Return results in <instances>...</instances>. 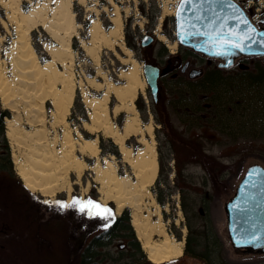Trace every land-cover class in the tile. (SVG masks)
Here are the masks:
<instances>
[{
    "label": "rangeland",
    "instance_id": "1",
    "mask_svg": "<svg viewBox=\"0 0 264 264\" xmlns=\"http://www.w3.org/2000/svg\"><path fill=\"white\" fill-rule=\"evenodd\" d=\"M20 8L22 11L28 12L34 9H40L46 12L49 16L46 23L52 28L56 27V22L53 18V10L56 6L64 5L69 7L71 12L74 13L75 27L70 31V35L61 34L60 36L67 40L68 37L71 41V53H66L63 44L59 39L51 37L46 30L41 26H36L29 31V43L36 52L38 59L41 63L52 62L55 63L57 68L63 71L66 75L73 73L76 88L73 103L70 107L69 113L66 115V119L69 124V128L72 131L73 137L80 143L84 140L93 141L99 149L98 158L102 165L104 159L112 161L119 175H125L130 173V167L122 161V155L115 142L103 135L101 132L94 130H87L85 124H91L89 118V110L83 103L82 95L87 93L92 98H102L108 93V107L110 110V117L112 122L119 128H122L126 117L129 113L125 109H120L118 112L113 113L114 107H120V102L116 98L114 92L110 89L113 85L119 88L123 94L126 95L124 103H130L133 97L135 109L139 114L142 125H146L149 122L154 125L155 149L157 152L158 160V175L150 187L151 192L159 206L162 221L165 223L170 235H172L175 241H182V255L165 264H195L196 261H188L184 258L185 246L187 236L189 234L188 218L183 210L182 206V186H179L177 181L183 186L186 184L182 179L177 177V165L179 160L183 158L181 151H186L185 148L180 145H184L188 141V137H178L172 133V130H177L180 127L176 120L168 122V120H156L153 113H149L148 107L144 102L143 96L150 100L148 95V84L142 87L137 84V73L134 61L138 62L141 66L140 75L144 77L143 65L144 61L140 57V53L137 49V39L144 36V33L154 35L156 32L157 42L155 47L150 48L148 55L153 57L157 53L158 49L163 47L168 56H172L170 50L176 51L173 48V44L178 43L176 41V10L181 0H20ZM240 4L250 15L252 21L256 23L258 20L264 19V0H234ZM116 7L119 10L120 17L123 22L122 37L110 38L113 43L112 46L105 44L102 39H96L93 41L89 35L90 28L95 21H99L103 30L108 31L112 29L113 23L111 18L115 16ZM7 10L0 5V20L6 19ZM159 36H164L165 40H161ZM16 39V33L11 27L9 34L2 28L0 24V63L4 64L7 70V75L10 79L15 77V72L10 64V59L7 57L11 55V48L14 46ZM61 39V38H60ZM81 43H85V48L81 46ZM156 45H158L156 47ZM169 45V47L167 46ZM176 46V47H177ZM60 48V49H57ZM124 48H127L131 53H127ZM62 50V54L56 52ZM154 50V51H153ZM217 62V61H216ZM215 61H208L209 69L216 68ZM260 63L264 67V58L257 57H241L239 58L232 68L225 69L224 73L236 74L243 69L252 70L256 64ZM223 70V69H221ZM146 80V79H145ZM92 81L97 85L92 84ZM49 86L45 87V90L49 91ZM22 92V91H20ZM28 94L31 96H37L35 91H30ZM23 94H20L18 90L13 93L11 102L18 106V114L10 111L2 104L0 98V105L3 110L9 111V117H6L5 122V134L8 141V147L10 151V157L13 165L15 175L22 181L25 188L33 194L28 196L29 201H36L41 204V213L44 215V219L50 216V212L47 209L54 206L53 202L69 203L74 198L87 199L88 197L95 198L103 205L108 203L114 204L116 215H121L123 210L128 209L130 215L131 209L124 207L119 210L117 202L111 198H107L104 193L101 192V185L95 178L93 167L96 164L95 159H91L76 151V156L85 164L82 168V175L80 178L75 173H71L69 176V183L60 189L52 198L48 196H42L38 192H33L26 187L23 180L20 178L17 172V164L14 161V156L17 158V163L23 164L25 167L30 168L31 154L27 149L20 151L10 139L7 137V119L15 120L16 125L20 127L21 132L27 130L30 135L36 134V130L41 129L40 125L34 124L32 126L28 123V118L43 119L40 110L36 113L31 110L32 106L26 105L20 100ZM51 98L45 101L44 112L45 120L47 121V129L49 132L50 140L55 137L53 129V123L55 121L52 116L54 107L51 104ZM242 97L236 95V101L240 103ZM38 108L39 106L36 105ZM241 121V118L239 122ZM178 126V127H177ZM237 126V118H236ZM57 133L62 139L63 127H56ZM24 131V132H27ZM238 131V127L236 128ZM77 133L79 136H77ZM27 134V133H26ZM26 134H23V140H29ZM262 135V133H261ZM150 140L149 136H145ZM103 138V140H102ZM218 138V137H217ZM216 138V139H217ZM172 143L176 146L173 147ZM125 145L133 150L135 153L141 146L135 136H131L125 140ZM211 153L219 157L224 165H228L229 172L224 176L223 189L221 194L216 196V199L210 201L209 218L214 229L215 235L217 234L221 242V248L219 250L220 256L223 262L227 264H264V254L259 253H243L237 252L231 245L228 231H227V218L225 212V204L234 195L236 188L243 177L248 166L252 164H260L264 167V135L263 138L252 139L248 141L236 140L233 142L225 135L219 136L217 142L213 144ZM60 148V145H57ZM115 148L116 154L110 153L109 149ZM112 159V160H111ZM185 178L193 181L194 187H187L190 194L185 200L190 218V223L193 227L203 228L205 225L203 218L194 217V214L201 211L202 197L198 195L201 189V177H205V171L198 166L190 165L184 171ZM158 181V183H157ZM6 189H1V192ZM161 190V191H160ZM162 192L163 204L161 205L157 201L156 192ZM7 197L3 199L8 200L10 205L12 192H6ZM24 196V192L21 193ZM2 194L0 196L2 203ZM43 204L45 206H43ZM48 207V208H50ZM200 219V220H199ZM202 227V228H201ZM207 232V231H205ZM136 233V232H135ZM208 233V232H207ZM137 237V234H136ZM138 239V237H137ZM139 240V239H138ZM140 242V241H139ZM141 244V242H140ZM123 245V247H122ZM123 249L124 252H128L125 242L118 240L111 246L110 251L114 259L118 257V250ZM142 248V245H141ZM143 250V248H142ZM143 258H138L135 264H154L144 252ZM116 262H111L114 264ZM125 263L124 260L119 261L118 264Z\"/></svg>",
    "mask_w": 264,
    "mask_h": 264
},
{
    "label": "bare ground",
    "instance_id": "2",
    "mask_svg": "<svg viewBox=\"0 0 264 264\" xmlns=\"http://www.w3.org/2000/svg\"><path fill=\"white\" fill-rule=\"evenodd\" d=\"M20 2V0H0V5L7 10L6 19L0 20V24L8 34L11 27L16 33L15 45L11 48V55L7 56L15 77L10 79L6 67L0 63V98L7 109L19 116L18 106L11 102L12 98H16L12 97L13 93L18 90L20 94H23L20 100L29 106H32V103L39 106L37 108L33 105L31 110L34 113L40 110L44 117L38 120L35 117L28 118V123L32 126L36 124L42 127L36 130L34 135H30L27 130H24L27 132H21L15 120L7 119V137L20 151L27 149L32 155L30 168L21 163L18 164L14 156L18 175L28 189L52 198L69 183L71 173H75L78 178L81 177L85 164L76 156V151L95 159L94 179L100 183L101 192L105 194L106 200L111 198L117 202L120 211L124 207L131 209V223L148 259L154 264H165L179 258L182 255L183 242L175 241L170 235L150 189L158 175L157 152L153 140L154 125L151 122L142 125L133 102L135 93L130 99L131 102L126 104L124 103L126 95L119 88L110 86L109 90L114 92L120 102V107H114L113 113L120 109H125L129 113L121 129L112 122L110 117L108 93L102 98H92L87 93L82 95L91 120V124L86 123L84 127L87 130L101 132L115 142L122 155V161L130 167L131 177L129 174L119 175L115 164L110 160L104 159L105 165H102L98 158L99 149L93 141L84 140L80 143L73 137L66 115L74 100L76 88L74 75L73 73L66 75L50 61L41 63L29 43L30 29L41 26L51 37L59 39L66 53H71L70 38L63 39L60 32L70 35V31L75 27L74 13L69 7L58 4L53 10L56 27L52 28L46 23L49 17L46 12L40 9L22 11ZM111 22L114 27L108 31L103 30L99 21L92 24L89 35L93 41L102 39L105 44L112 46L110 38L122 37L123 22L117 7ZM160 39L164 41L165 37L160 36ZM81 46L85 48V43H81ZM176 46L177 44L174 43V47ZM124 50L131 53L127 48ZM56 52L62 54V50ZM134 64L137 84L144 87L146 80L140 75L141 66L136 61ZM92 84L97 85L94 81ZM46 86H49V91L45 90ZM30 91H35L37 96L28 94ZM48 98H51L52 101L49 100L54 107L52 116L55 119L53 129L56 134L53 141L49 137L44 112L45 101ZM59 126L63 127L64 131L62 139L56 130ZM23 134H26L29 140H23ZM77 136H79L78 133ZM131 136H135L142 146L135 153L125 145V140ZM145 136H149L150 140ZM57 145H60V148H57Z\"/></svg>",
    "mask_w": 264,
    "mask_h": 264
},
{
    "label": "trees",
    "instance_id": "3",
    "mask_svg": "<svg viewBox=\"0 0 264 264\" xmlns=\"http://www.w3.org/2000/svg\"><path fill=\"white\" fill-rule=\"evenodd\" d=\"M224 70L209 69L203 79L193 82V95L181 96L173 102L174 107H182L188 112L181 113L179 126L194 131V135L189 136L184 145H180L186 151H181L183 158L177 165V178L183 180L185 187L195 186L184 175L190 165L205 171V177H201L203 184L207 178H223L229 172V167L211 153L219 136L225 135L233 142L263 138L264 67L257 63L254 69H243L236 74L224 73ZM206 89L208 98L200 99L197 94ZM236 95L242 97L240 103L236 101ZM195 111L199 117L187 119L185 114L194 115ZM203 113L208 114L206 120L202 117ZM9 115V111L3 110L0 105V196L4 194V205L0 206V264H118L122 260L125 261L123 264H135L138 258H143L144 253L132 226L129 210L125 209L121 215H116L113 203L103 205L93 197L84 199H91L112 209L114 220L110 221L89 219L72 207L61 209L51 205L47 207L51 214L44 219L41 204L28 200L27 197L33 194L14 173L5 134L4 120ZM109 152L117 153L115 148H110ZM222 166L225 172L220 176ZM1 189L6 190L1 192ZM160 191L156 194L157 201L162 205ZM6 192L14 194L10 205L7 199H3L7 197ZM53 204L55 206L57 201ZM182 206L189 221L184 252L186 260L196 261L195 264H227L219 253L221 242L214 233L208 204L203 202L201 211L194 214V217L203 218L205 225L202 229L190 223L189 209L184 199ZM109 223L111 226L105 227ZM118 240H123L129 251L124 252L120 248L118 257L114 259L110 248Z\"/></svg>",
    "mask_w": 264,
    "mask_h": 264
},
{
    "label": "water",
    "instance_id": "4",
    "mask_svg": "<svg viewBox=\"0 0 264 264\" xmlns=\"http://www.w3.org/2000/svg\"><path fill=\"white\" fill-rule=\"evenodd\" d=\"M197 16L200 17L199 20L196 19ZM237 17H243L248 23H240ZM225 18H228L226 24ZM189 22L194 24L200 32L213 35L220 32L221 25H224L225 30L235 31L237 36L221 35L217 39H212L209 35H188L186 32L190 30ZM182 23L185 25L184 29L180 27ZM260 23H264V19ZM249 27L255 29L251 39L240 41L238 37L246 36ZM225 38L230 42L240 43L242 50L226 44L220 45L218 40ZM176 40L180 45L198 54L217 60L218 66L223 69L233 67L241 57L264 58V28H259L253 23L247 11L234 0L203 4L201 0H191L190 3L182 6L180 1L176 10ZM217 52L226 54H215ZM143 71L148 87L156 96L159 69L151 64H144ZM200 72L201 70H193V76ZM253 169H256L257 173L250 175ZM225 212L232 247L237 252L264 254V167L262 165L252 164L247 167L234 195L225 204ZM238 238L243 239V242L237 243Z\"/></svg>",
    "mask_w": 264,
    "mask_h": 264
},
{
    "label": "flooded vegetation",
    "instance_id": "5",
    "mask_svg": "<svg viewBox=\"0 0 264 264\" xmlns=\"http://www.w3.org/2000/svg\"><path fill=\"white\" fill-rule=\"evenodd\" d=\"M261 20H258L255 24L259 28H264V23H260ZM155 35L156 32H154V35L144 33L143 37L137 39V49L140 53V57L145 62L144 64H151L159 69V76L157 80L158 90L156 96L153 95L152 90L148 87V95L150 97V100L147 102L146 106L148 107L149 113L152 112L157 121L168 120V122H171L173 120H176L177 122H180V115H182L181 113H183V111H187H185L182 107H174L173 102L178 100L181 96L193 95L195 93L191 88L193 82L205 77L209 70L208 61L216 62V60L198 54L192 49L180 44L175 47L176 51L170 50L172 56H168L165 49L161 47L153 57H150L148 55V51L151 52L150 48L155 47L154 45L157 42V37ZM157 46L158 45H156V47ZM167 46L169 47V45ZM216 63L219 62L217 61ZM186 64L188 65L186 66ZM216 68L222 69L218 66V64ZM193 70H201V72L200 74L193 76ZM197 96L200 99H207L209 96V92L206 89L205 91L198 93ZM205 107L206 109H208V103L205 104ZM185 116L187 117V119L192 120L193 118L197 119L199 117V114L195 111L194 115L185 114ZM202 117L206 120L208 118V114L203 113ZM172 133L178 137H189L194 135L193 130H185L183 126L178 127L177 130L173 129ZM203 133H205V131H203ZM205 134L211 136L209 135V133ZM222 169L223 166L220 169V176L225 172ZM224 180V177L207 178L204 184L201 182L202 187L198 195L203 198L201 202L208 204L209 212L210 201L216 199V196L221 194L222 190H224L222 188ZM188 191L189 189L182 185V200L184 199L185 201L190 195ZM183 259L186 258L184 257Z\"/></svg>",
    "mask_w": 264,
    "mask_h": 264
},
{
    "label": "snow or ice",
    "instance_id": "6",
    "mask_svg": "<svg viewBox=\"0 0 264 264\" xmlns=\"http://www.w3.org/2000/svg\"><path fill=\"white\" fill-rule=\"evenodd\" d=\"M191 0H181V6L185 3H190ZM205 2H208V3H213V2H216V3H223L224 0H201V3H205ZM233 8H235L234 5H232ZM214 11V9H213ZM196 19H200L199 16L196 17ZM227 19L228 18H225V24L227 23ZM237 19L239 20L240 23H243V24H247L248 21L243 19V17H237ZM181 29H184L185 28V25L182 23L180 25ZM189 31L186 32V34L188 35H209L210 38L212 39H217L218 37H220L221 35H223L224 37H236L237 36V33L235 31H227L225 30V27L224 25H221V31L220 32H217L215 33L214 35L211 34V33H203V32H200L199 29H197L195 27L194 24H191V22H189ZM255 32V29L254 28H251L249 27L248 30H247V35L246 36H239L238 39L240 41H244L245 39H251V34ZM218 43L220 45H228L229 47H232V48H238V49H241L242 50V45L240 43H235V42H230L228 39H219L218 40ZM211 46H215V45H211ZM215 54H226L224 52H217ZM257 173V170L256 169H253L251 170V173L250 175L252 174H256ZM57 206L61 209H66V208H69V207H72L74 208L79 214H82V215H87V217L89 219H94V218H99L101 220H104V221H110V220H114V213H113V210L110 209L109 207L107 206H102L100 205L99 203L91 200V199H88V200H82V199H79V198H74L73 201L71 202V204H68V203H64V202H57ZM111 224H106L105 227H110ZM237 243H242L243 242V239L241 238H238Z\"/></svg>",
    "mask_w": 264,
    "mask_h": 264
}]
</instances>
